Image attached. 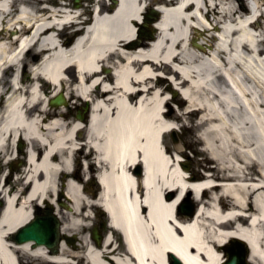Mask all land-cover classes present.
Returning <instances> with one entry per match:
<instances>
[{"label": "bare ground", "instance_id": "1", "mask_svg": "<svg viewBox=\"0 0 264 264\" xmlns=\"http://www.w3.org/2000/svg\"><path fill=\"white\" fill-rule=\"evenodd\" d=\"M42 1L0 0V163L13 159L10 145L20 153L17 143L26 163L13 182L10 173L0 185V264H21L25 256L71 264L74 253L65 242L50 254L45 246L8 239L30 221L32 203L59 190L74 210L61 214L54 203L61 231L80 235L85 264H167L168 254L183 264H218V248L229 239L248 244L251 264H264L263 4L250 21L251 11L232 5L234 0H158L157 34L147 41L144 34L133 37L145 0H120L112 9L105 0H91L97 5L91 35L68 45L56 29L60 11L41 16ZM61 17L69 22L73 15ZM49 52L33 64L31 78L20 75L19 67L30 62L27 55ZM159 75L180 85L189 100L178 98L180 118L194 120L215 175L226 180L204 191V201L199 202L201 187L212 181L198 184L164 143L178 118L170 114L161 88L167 80ZM58 87L70 99H92L86 124L67 117L64 106L49 107L47 96ZM79 166L81 177L100 183L98 202L122 238L121 251L114 248L112 232L100 247L82 236L80 216L89 200L75 179ZM249 167L255 168L254 178L246 177ZM174 189L178 196L167 200ZM184 193L197 201L192 218L174 212Z\"/></svg>", "mask_w": 264, "mask_h": 264}, {"label": "rangeland", "instance_id": "2", "mask_svg": "<svg viewBox=\"0 0 264 264\" xmlns=\"http://www.w3.org/2000/svg\"><path fill=\"white\" fill-rule=\"evenodd\" d=\"M74 0H69L70 2V6H75L73 3ZM148 3V7H152L154 4V2H156L155 0H145ZM88 2H91V0H79L77 3L78 9L81 10H85L86 6L88 4ZM211 1L208 0V3H210ZM261 2L263 3V6L261 7V9L264 11V0L258 1V0H250L249 3L246 2V0H234V2L232 3V5H241V7H243V9H249L251 11V14H248L247 19H250L252 17V15L254 14V11L256 10V7L258 5V3ZM263 20L260 19L259 20V24H262ZM155 35H156V30L154 31ZM153 32V33H154ZM252 34L256 33L254 31H251ZM193 34H198L196 31L192 30ZM9 34V33H8ZM62 34L64 35V37L67 38L68 40V44H70V42L72 41V37L70 34H68L67 30H63ZM218 35H220L219 33H216ZM258 34V32H257ZM62 35V36H63ZM154 39V38H153ZM36 55V53H35ZM30 59V62H27L24 67L22 68L23 71V75L24 73H27V69L29 67V64H32V62H37L40 58V55H37V58L32 59L31 58V54L27 55ZM168 73V72H166ZM28 75V74H27ZM171 76H168V78L170 79ZM27 79V77L25 78V80ZM154 82H157L156 80ZM168 86L172 87V85L170 84V81H165L164 83L161 84V88L166 92L164 94V96L166 98L169 97V91ZM64 93H66V91H63ZM51 93L48 94V98H50ZM180 96L177 94L176 97V101H178V98ZM78 99L75 98H71L69 100H67V105L63 108L68 110L69 113H66L67 117H72L74 118L75 115L78 112L79 108L78 107ZM82 107V106H81ZM167 107L173 109L171 110V115L175 116L178 118V120H173V126H175V136L179 139L181 145L179 147L180 150H182L181 153H178L179 155L183 156L184 158L187 159L188 161V167H189V172L191 176H196L199 174L196 170H198L200 167H203L204 165H215V163H213L212 161L209 160L208 155L206 154L205 151H203V146H202V142L199 143L198 141V137L196 135L197 130L194 129L193 124H194V120L192 119H181V111L180 109L175 110V108L173 107V102H169L167 104ZM55 111H58L60 109L55 108L53 109ZM170 134H166L164 136V143L166 144V146L170 149V151H175L174 147L172 146L171 140H170ZM9 153H10V158H13L12 160L7 162V159H4L3 162L0 163V172L1 170L5 172H7L8 170H10L12 172L11 174V179L10 182H13L14 178L20 173L21 168H23L25 166V158H24V153H21V155L16 156L15 157V152H13L11 145L9 146ZM209 160V163H208ZM80 167V166H79ZM13 178V180H12ZM10 185V184H9ZM206 198V197H205ZM33 206V203L31 204ZM89 224V223H87ZM88 232V228L86 230H84V233L82 234V236L86 235V233ZM82 251L83 249L81 248V251H77L74 252L73 255H76L74 258L69 257V260L71 261V264H80L81 260L83 261V259L80 258V256L82 255ZM21 264H48L46 263L44 260L41 259H30L27 256H25V258L21 259ZM50 264V263H49Z\"/></svg>", "mask_w": 264, "mask_h": 264}, {"label": "water", "instance_id": "3", "mask_svg": "<svg viewBox=\"0 0 264 264\" xmlns=\"http://www.w3.org/2000/svg\"><path fill=\"white\" fill-rule=\"evenodd\" d=\"M154 14H157L153 12ZM62 100L58 97L50 102L51 105H60ZM59 223L50 212L46 213L44 217L36 218L30 221L24 227L20 228L16 234L12 236L13 240L18 243H26L32 241L35 244L32 247L45 245L53 251L56 249L58 237ZM233 246L228 248V260L223 264H247L245 257L247 250L241 242L233 241ZM172 264H181L173 255H169Z\"/></svg>", "mask_w": 264, "mask_h": 264}, {"label": "flooded vegetation", "instance_id": "4", "mask_svg": "<svg viewBox=\"0 0 264 264\" xmlns=\"http://www.w3.org/2000/svg\"><path fill=\"white\" fill-rule=\"evenodd\" d=\"M82 195L84 197H86L87 199L93 201V202H97V200L99 199V193L100 190L98 189V187H94L92 189H84L81 191ZM64 194H66L65 192H59L58 193V201H60L63 197ZM85 206L83 207V211L85 210ZM91 210H92V215H93V219H92V227H96L100 233H104V228L106 227V223L104 220V216L101 212V209L98 206L92 205L91 206ZM146 209H144V213H145Z\"/></svg>", "mask_w": 264, "mask_h": 264}]
</instances>
